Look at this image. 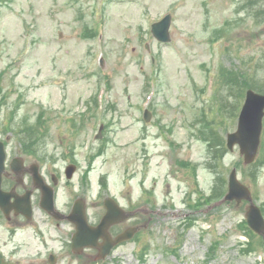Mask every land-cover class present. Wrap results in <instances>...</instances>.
<instances>
[{
    "label": "rangeland",
    "instance_id": "374dc122",
    "mask_svg": "<svg viewBox=\"0 0 264 264\" xmlns=\"http://www.w3.org/2000/svg\"><path fill=\"white\" fill-rule=\"evenodd\" d=\"M167 14L162 43L151 28ZM250 84L264 89V0H0V139L47 158L63 213L83 198L98 223L113 197L132 214L113 234L142 227L97 261L72 252L73 224L42 214L44 238L0 234L7 261L264 264L249 202L216 204L237 169L264 213V127L253 165L226 147Z\"/></svg>",
    "mask_w": 264,
    "mask_h": 264
},
{
    "label": "water",
    "instance_id": "95a60500",
    "mask_svg": "<svg viewBox=\"0 0 264 264\" xmlns=\"http://www.w3.org/2000/svg\"><path fill=\"white\" fill-rule=\"evenodd\" d=\"M170 26V15L162 21L153 24L152 33L154 37L161 42H170ZM150 118V113L146 112V121H149ZM263 119L264 95L249 90L239 116L237 131L230 133L227 138V146L231 151L234 150L236 145H239L240 153L244 156L246 164L253 163L258 155L263 131ZM5 158L4 146L0 143V184L1 174L4 171ZM75 171V166H69L66 171L67 177L71 179ZM233 200H237L238 203L242 200H247L251 203L250 209L246 214L247 222L251 229L257 234L264 235L263 213L254 203L250 189L239 181L236 169L230 174L229 192L222 202ZM42 203L51 214H54L56 217L64 218L56 211L54 189L52 187L48 186V188L45 189V197ZM104 206L106 208V214L97 226H92L88 221L86 202L83 199H79L75 202L72 213L67 217L76 225V233L72 240L74 252L81 253L85 248L94 247L99 250L98 259H105L111 254L115 246L124 241L131 240L138 231V227L128 228L123 233L113 238L110 234V228L128 219L129 214L111 197L105 200ZM101 239H103L102 243H100ZM54 261L55 259L52 256L51 263L54 264Z\"/></svg>",
    "mask_w": 264,
    "mask_h": 264
},
{
    "label": "flooded vegetation",
    "instance_id": "af4514ba",
    "mask_svg": "<svg viewBox=\"0 0 264 264\" xmlns=\"http://www.w3.org/2000/svg\"><path fill=\"white\" fill-rule=\"evenodd\" d=\"M9 141L10 137L6 138V142L0 139L6 149L5 168L1 174L0 184V234L6 232L10 239H15L18 234L34 228L35 234L44 238V235L39 234L46 224L42 214L59 221L54 214H49L42 203L45 189L50 183L47 158L38 151L34 152L30 149L9 150ZM60 221L66 220L60 219ZM7 244L8 242H5V246ZM86 251L95 252L94 249ZM93 256L96 260L97 256L95 254ZM7 258L9 256L4 255L0 247V264H13L8 262Z\"/></svg>",
    "mask_w": 264,
    "mask_h": 264
},
{
    "label": "trees",
    "instance_id": "16d2710c",
    "mask_svg": "<svg viewBox=\"0 0 264 264\" xmlns=\"http://www.w3.org/2000/svg\"><path fill=\"white\" fill-rule=\"evenodd\" d=\"M235 83H237L238 85H239V87L242 89L243 88V86L247 83L246 82V80H244V82H240V79L238 80V77L237 78H235L234 76L232 77V78H229L228 76L224 79V81H223V84H226V85H228V86H233V85H235ZM233 84V85H232ZM246 88H255L256 90H259V89H257L256 88V86L255 85H253V84H250L248 87H246ZM245 88V89H246ZM244 89V90H245ZM260 92H262V93H264V89H262V90H259ZM242 95H244V93L242 94ZM241 97V96H240ZM35 134V133H34ZM31 139H33L34 141L33 142H35V140H38L37 139V136H36V134L34 135V137H32ZM212 142L209 140V144H211ZM33 144V143H32ZM245 225V227H244V229L246 230L245 231V233H246V235L248 236V237H252V235H255L247 226H246V224H244ZM250 239L251 238H249V242H247L246 243V245L248 246V248L250 249V248H254L253 247V245H252V242H250ZM261 239V238H260Z\"/></svg>",
    "mask_w": 264,
    "mask_h": 264
}]
</instances>
